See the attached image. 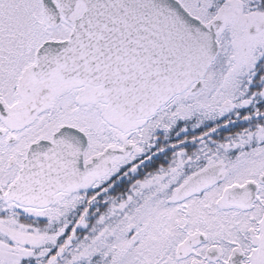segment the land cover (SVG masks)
Listing matches in <instances>:
<instances>
[{"label": "snow or ice", "instance_id": "6c2138e0", "mask_svg": "<svg viewBox=\"0 0 264 264\" xmlns=\"http://www.w3.org/2000/svg\"><path fill=\"white\" fill-rule=\"evenodd\" d=\"M0 264H264V0H0Z\"/></svg>", "mask_w": 264, "mask_h": 264}]
</instances>
